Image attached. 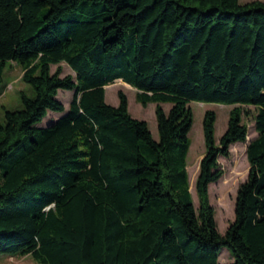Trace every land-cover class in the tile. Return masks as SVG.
Returning <instances> with one entry per match:
<instances>
[{
    "label": "trees",
    "instance_id": "trees-1",
    "mask_svg": "<svg viewBox=\"0 0 264 264\" xmlns=\"http://www.w3.org/2000/svg\"><path fill=\"white\" fill-rule=\"evenodd\" d=\"M6 61L33 95L0 123V252L41 264H264V2L0 0V81ZM62 62L74 75L61 76ZM116 80L156 104L157 139L123 91L105 102ZM61 89L73 91L67 108ZM192 101L235 105L218 143L215 113L204 114L197 207ZM241 106L256 109V136L221 234L208 187L219 156L246 141ZM48 111L61 115L39 126Z\"/></svg>",
    "mask_w": 264,
    "mask_h": 264
},
{
    "label": "rangeland",
    "instance_id": "rangeland-1",
    "mask_svg": "<svg viewBox=\"0 0 264 264\" xmlns=\"http://www.w3.org/2000/svg\"><path fill=\"white\" fill-rule=\"evenodd\" d=\"M254 0H239L246 3ZM264 2V0H258ZM61 76L74 75L72 69L64 62L60 64ZM56 65L51 67L54 71ZM22 70L19 65L12 61H6L3 66L1 81H0V123L4 120L5 110H14L22 107L21 93L24 92L28 96L33 95L31 86L21 79ZM125 93L128 101V111L133 118L141 119L147 122L149 130L154 139H157V124L155 119V103H148L146 106L141 105L135 100L136 90L127 83L116 80L114 83L105 86V102L112 105H118V91ZM72 90L61 89L58 91L57 98L65 108L72 97ZM193 115L192 126L187 133L190 142L187 154V171L189 190L191 192L195 207L198 206V198L195 190V180L199 171V164L205 152L204 137H203V117L207 110H212L215 113V141L219 142L221 135L227 128V122L230 110L235 105L210 103V102H189ZM163 109L168 111L171 104H162ZM242 122L247 125V138L245 142H236L230 145V155L228 157L219 156L218 162L223 169L222 176L215 182L209 184V200L214 208L215 221L217 229L221 234H224L230 223L234 219V204L236 193L239 185L245 181L249 171V164L246 159L245 149L249 140L256 136V131L253 126V118L256 109L253 106H241ZM61 112L48 111L47 116L43 118L39 126H45L49 122L58 118ZM18 148L9 151L7 156L2 158L5 163ZM221 263H228L232 258L227 248H221L218 256ZM0 264H41L30 256H16L8 253L0 252Z\"/></svg>",
    "mask_w": 264,
    "mask_h": 264
}]
</instances>
